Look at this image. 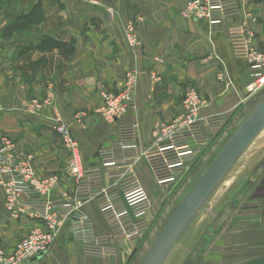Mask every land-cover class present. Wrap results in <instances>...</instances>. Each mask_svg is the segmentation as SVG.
<instances>
[{
  "label": "crops",
  "instance_id": "1",
  "mask_svg": "<svg viewBox=\"0 0 264 264\" xmlns=\"http://www.w3.org/2000/svg\"><path fill=\"white\" fill-rule=\"evenodd\" d=\"M186 1L105 0L103 6H93L78 0H0V139L9 137L14 152L31 154L37 178L57 177L47 199H64L75 190L74 180L66 170L69 153L51 126L54 111L77 139L83 166L92 169L101 164L98 149L116 139L118 124L137 125L139 153L153 146L159 126L181 124L187 114L186 92L193 88L206 101L198 117H228L222 129H205L207 144L196 160L206 163L219 146L221 131L228 122L236 123L246 112L248 116L262 100L264 87L249 91L252 77L244 58L243 38L244 31H249L252 46L264 52V0H239V13L217 25L185 18L180 11ZM37 2L43 11L42 22L18 28L17 18L29 13ZM104 5L117 15L112 16ZM127 21L135 22L138 47L129 46L125 40L121 24ZM46 36L73 42L72 49L37 51L34 47ZM130 71L137 73L131 106L115 122H107L96 112L101 104L100 92L119 93ZM47 82L54 86L51 108L35 115L16 107L21 100L40 99ZM263 145L256 138L243 155L249 157ZM255 159V175L241 181L239 189L245 194L236 193L210 213L213 236L209 235L206 249L188 253L184 245L194 242L196 233L193 226L188 227L162 264H264V150L257 152ZM196 160L186 166L171 189L187 171L189 179L184 183L190 184ZM135 170L141 183L142 177L147 182L151 180L154 187L149 194L142 183L152 207L147 214L150 226L137 243L115 239L116 256L86 257L70 239L68 218L59 219L54 247L26 264H141L160 232L154 235L152 229L156 204L170 189L156 184L143 157ZM115 182V178L103 180L106 186ZM79 211L94 222L98 233L106 232L93 200L83 202ZM36 226L41 224L35 217L7 216L0 187V242L5 251L10 253L15 243Z\"/></svg>",
  "mask_w": 264,
  "mask_h": 264
},
{
  "label": "built area",
  "instance_id": "2",
  "mask_svg": "<svg viewBox=\"0 0 264 264\" xmlns=\"http://www.w3.org/2000/svg\"><path fill=\"white\" fill-rule=\"evenodd\" d=\"M78 1L93 6H103L104 3V0ZM106 8L112 16L117 15L112 8ZM239 11V0H187L180 13L185 18L217 25ZM121 26L127 44L138 47L135 22H123ZM244 32V58L252 77L249 91L253 92L264 87V52L257 51L251 44L252 34ZM136 76V71L128 72L125 85L117 94L100 92L101 104L96 112L107 122H115L131 106ZM53 98V83L47 82L40 99L21 100L16 107L22 112L38 115L52 107ZM184 104L187 114L182 123L159 126L155 143L143 153L136 149L137 125L118 124L116 139L98 149L101 164L92 169L83 166L77 139L69 125L54 111L51 126L69 153L66 170L75 184L74 193L64 199H47L57 177L37 178L31 166V154L14 152L12 140L3 136L0 139V187L4 192V210L12 219L35 217L41 226L32 228L20 238L10 253L0 242V264H26L49 252L56 242L59 219L65 218L69 220L71 241L79 245L86 257L105 259L116 256L115 239L137 243L150 226L147 214L152 201L135 170L136 163L143 157L156 184L168 188L207 144L205 129L216 132L227 122L228 117L222 114L198 117L206 101L193 88L187 90ZM104 178H115L116 182L106 186ZM88 200L96 203L106 224V232L98 233L94 222L79 211V206Z\"/></svg>",
  "mask_w": 264,
  "mask_h": 264
},
{
  "label": "rangeland",
  "instance_id": "3",
  "mask_svg": "<svg viewBox=\"0 0 264 264\" xmlns=\"http://www.w3.org/2000/svg\"><path fill=\"white\" fill-rule=\"evenodd\" d=\"M245 115L246 116L240 117V119H238L236 123H233L232 121H230V123L228 122V125L221 131L222 139L221 142L218 144L219 146L216 148L215 152L212 155L210 154V156L206 159V163H202L200 158H198V160H196L193 163L194 164L193 169L194 172L196 169V172L194 173V178L188 181L190 183V184L188 183L189 184L188 186H185L184 183V181H186L188 177L187 174L188 171H187L186 172L187 175L186 174L183 175L182 181H179L172 189L171 187L173 185L168 187V189L170 190L162 193V195L160 196L161 201L158 202V204H156L157 207V214L155 217L156 222L153 220V228H152L154 231V235L160 231V229L165 224L166 220L169 218V216L172 214L175 208L178 206L184 195L190 190L192 185L195 184L198 178L205 172V170L208 168V166L212 162L215 155L219 152L221 147L227 142V140L238 129V127L245 121V119L248 117L247 112ZM255 139H253L252 142ZM258 140L264 142V135H260L258 137ZM246 149L242 152L240 156H242L246 152ZM262 150H264V145L261 149L257 150V152L259 151L261 152ZM257 152L255 153V151H253L251 154H249V157H247L248 155H243V157H241L240 160H239L240 157H238L237 160H239V162L237 163V160L234 162V164L231 166L228 172L223 176V178L216 185V187L212 190L211 194L207 197V199L204 201V203L201 205L198 211H196V213L193 215L192 219L188 222L184 230H186L188 227L193 226L192 228H194V232H196L194 235V239H195L194 242H192L190 245H186V246L184 245L185 248L188 247L187 249L188 253L190 252L200 253L206 249L209 240L208 238L209 235L210 238L213 236L212 229H209L212 221L210 213L217 210V208L218 209L221 208L224 204L229 202L230 198L234 196L236 193H242L243 195L245 194L244 191L243 190L241 191L239 188L243 186L242 183L244 181L241 182L243 179L249 178L248 176L250 174L255 175L254 173H255L256 165L254 164L257 162L255 159ZM141 180L142 183L145 185L147 192L149 194H152L154 191L153 189L154 187L152 185L153 182L151 180L147 182V180H145L142 177ZM245 184H248V182L246 181ZM200 237H202L204 240H199ZM188 264H192V262L190 261L188 262Z\"/></svg>",
  "mask_w": 264,
  "mask_h": 264
},
{
  "label": "water",
  "instance_id": "4",
  "mask_svg": "<svg viewBox=\"0 0 264 264\" xmlns=\"http://www.w3.org/2000/svg\"><path fill=\"white\" fill-rule=\"evenodd\" d=\"M263 128L264 97L231 135L205 172L172 212L141 264H162L193 215Z\"/></svg>",
  "mask_w": 264,
  "mask_h": 264
},
{
  "label": "trees",
  "instance_id": "5",
  "mask_svg": "<svg viewBox=\"0 0 264 264\" xmlns=\"http://www.w3.org/2000/svg\"><path fill=\"white\" fill-rule=\"evenodd\" d=\"M33 1V0H29ZM43 20V11L40 2L33 5L32 10L19 16L17 18L18 28H27L31 25L40 24ZM73 41V40H71ZM73 42L65 43L62 40L46 36L42 38L39 43L34 47L39 52L51 51L53 49H65L70 51L72 49ZM68 53V52H67Z\"/></svg>",
  "mask_w": 264,
  "mask_h": 264
},
{
  "label": "bare ground",
  "instance_id": "6",
  "mask_svg": "<svg viewBox=\"0 0 264 264\" xmlns=\"http://www.w3.org/2000/svg\"><path fill=\"white\" fill-rule=\"evenodd\" d=\"M260 135H264V128H263V129L261 130V132L256 136V138H258ZM254 139H255V138H254ZM248 146H249V145H248ZM248 146H247V147H248ZM247 147H246V148H247ZM246 150H247V149H246Z\"/></svg>",
  "mask_w": 264,
  "mask_h": 264
}]
</instances>
